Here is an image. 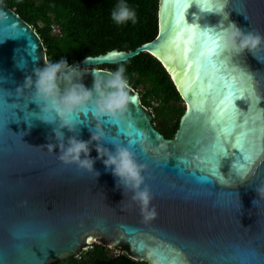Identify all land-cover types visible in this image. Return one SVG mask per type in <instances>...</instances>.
Instances as JSON below:
<instances>
[{
    "label": "water",
    "instance_id": "1",
    "mask_svg": "<svg viewBox=\"0 0 264 264\" xmlns=\"http://www.w3.org/2000/svg\"><path fill=\"white\" fill-rule=\"evenodd\" d=\"M217 6H221L218 11ZM223 17L228 20L223 21ZM222 21L224 27L234 22L245 31L264 35V0H160L158 34L153 40L133 50L115 48L71 63L77 70L74 81L91 88L93 70L108 71L101 66L149 52L162 62L186 104L174 138H166L152 125L149 110L132 86L129 95L135 97V103L131 100L127 121H97L91 112L77 117L82 121L77 126L80 139L89 140L90 129L100 123L110 140L129 145L138 162L146 165L145 183L158 214L144 222L138 204L131 200V191L124 195L123 188L116 186L118 178L100 160L94 165L100 173L95 178V173L63 164L58 159V147L49 151L47 145L57 143L55 125L40 119L37 103L16 92L35 68L48 62L46 48L33 26L0 1V105L17 107L7 127L0 128V257L5 264H29L9 254L18 245L35 254V264H53L96 242L119 251L127 245L132 258L149 264H239L230 258L236 249H255L264 256V199L256 192L257 187L264 186V46L255 56L245 51L217 57L224 61L223 70L217 69L219 75L237 87H254L257 93L250 112L254 122L250 120L246 128L231 135L223 132L217 114L220 97L214 99L213 93L223 84L211 78V69L207 79L193 80L186 91L183 78L178 80L165 60L169 41L183 31V26L212 35L207 28L219 31ZM4 30L8 34H3ZM81 69L88 71L82 77ZM176 71L185 69L178 63ZM234 103L241 112L249 111L246 97ZM129 123L143 133L142 139L129 135ZM62 131L66 139L73 135L66 128ZM240 131L256 143L246 180L238 177L234 167L237 160L246 163L243 153L235 149ZM129 140L136 143L129 144ZM218 140L227 149V156L220 157L213 173L205 160ZM104 146L115 150L111 142L105 141ZM96 156L93 144L91 157ZM202 175L208 179H200ZM21 233L23 236L18 235ZM40 233H46V238L38 239Z\"/></svg>",
    "mask_w": 264,
    "mask_h": 264
},
{
    "label": "clouds",
    "instance_id": "2",
    "mask_svg": "<svg viewBox=\"0 0 264 264\" xmlns=\"http://www.w3.org/2000/svg\"><path fill=\"white\" fill-rule=\"evenodd\" d=\"M225 19L228 20L223 17V21ZM111 20L116 25H124L129 21L136 24L137 13L129 6L127 0H117L111 11ZM223 21L221 30H207L218 36L224 53L239 55L248 51L255 56L256 51L264 46V35L261 33L245 31L234 22L224 27ZM87 62L88 58L85 63ZM76 72L67 59L48 61L43 67L35 68L16 92L26 96L29 102L37 103L41 108L40 119L55 125L53 131L57 143H50L47 147L49 151L59 148L58 159L63 164H74L78 169L95 173L96 178L100 173L95 170L94 165L100 160L105 169L118 178L117 188H123L124 195L126 191H131V200L138 204L144 222L154 220L158 213L152 205L154 197L151 189L145 183L146 165L138 162L135 151L129 145L117 144L110 140L100 123L95 125L94 130L90 129L89 140L79 138L77 126L82 121L77 117L80 113L91 112L97 121L103 118H110L114 122L127 121L132 97L129 95L130 83L125 66L119 64L115 70L108 71L93 70L91 88L82 82L74 81ZM87 72L81 69V77ZM65 128L73 133L67 139L62 131ZM105 141L111 142L115 150L105 147ZM139 143L143 145L144 141ZM93 144L97 152L95 158L91 157ZM247 178V175L242 177L245 180ZM256 192L259 198L264 199V186L257 187ZM256 203L257 199L253 201L254 206Z\"/></svg>",
    "mask_w": 264,
    "mask_h": 264
},
{
    "label": "trees",
    "instance_id": "3",
    "mask_svg": "<svg viewBox=\"0 0 264 264\" xmlns=\"http://www.w3.org/2000/svg\"><path fill=\"white\" fill-rule=\"evenodd\" d=\"M0 1L19 13L38 32L48 61L64 58L71 64L88 55L103 54L115 48L129 51L153 40L158 34L160 0H127L137 13V23L129 21L124 25H116L111 20V11L117 0ZM119 64L125 66L130 86L139 91L147 108L161 107L160 114L177 115L175 130L184 104L162 62L144 51L125 62L101 68L115 70ZM53 264L149 263L132 258L127 245L119 251L96 242L87 245L77 255Z\"/></svg>",
    "mask_w": 264,
    "mask_h": 264
},
{
    "label": "snow or ice",
    "instance_id": "4",
    "mask_svg": "<svg viewBox=\"0 0 264 264\" xmlns=\"http://www.w3.org/2000/svg\"><path fill=\"white\" fill-rule=\"evenodd\" d=\"M200 7H207L206 5H199ZM178 8L186 7V5H177ZM217 6V11L219 10ZM179 18V13H177ZM182 19V18H181ZM3 34H8L7 30H4ZM171 45L167 55L165 56L166 62L173 69V74L176 75L178 80H181L182 87L187 91L191 86L193 80L201 82L209 77V70L211 69L213 80L222 82L223 87H217L213 93V98L219 96V110L218 116L221 119L222 130L225 134L231 135L240 129L246 128L250 120L254 122V118L250 115L256 105L257 93L254 87L242 88L237 87L234 83L229 82L228 78L224 75H219L217 69L223 70L224 61L218 60L222 53H224L222 44L216 34L208 35L207 32L197 33L196 30L183 26V31H178L177 34L169 41ZM231 55V53H227ZM179 65L185 69L183 72H177L176 66ZM244 73H241V77ZM251 80V77H247ZM209 88L212 85L209 84ZM203 88L200 89V94H203ZM247 98L250 101V108L247 113L241 112L236 106L234 101L239 98ZM133 103H135V97H132ZM3 108L0 111V128L7 127V124L11 118L15 117L13 109L17 107L13 104L0 105ZM27 116L33 115V113H26ZM123 128V125L121 126ZM130 130L129 135H138L143 138V133L140 132L132 123L127 125ZM248 133L240 131L239 135L235 138V149H239L243 153V159L246 163H241L237 160L235 171L238 177L241 179L247 174V167L254 162L256 155V143L254 139L247 138ZM115 143L117 141H114ZM129 144L136 143L134 140H129ZM139 152L143 153L144 149L139 148ZM227 156V149L224 145L217 141L213 146L211 154L206 158L205 163L212 165L210 171L216 172V165L220 163V157ZM200 179H208L206 176H201ZM23 236V234H18ZM38 239L46 238V233H40ZM195 254L196 250L193 249ZM10 255L16 254L21 261H28L29 264H35V254L25 248L23 245H18L14 249L10 250ZM201 255H209V253L201 252ZM216 258V257H214ZM223 259L222 256L218 257ZM233 260H238L239 264H264V256L257 253L255 249H236L235 255L230 257ZM0 264H5L4 258L0 257Z\"/></svg>",
    "mask_w": 264,
    "mask_h": 264
},
{
    "label": "flooded vegetation",
    "instance_id": "5",
    "mask_svg": "<svg viewBox=\"0 0 264 264\" xmlns=\"http://www.w3.org/2000/svg\"><path fill=\"white\" fill-rule=\"evenodd\" d=\"M105 69L110 70L109 68H105ZM183 104H184V110H183L182 114L180 115V119H181L182 115L184 114L185 108H186V104H185L184 100H183ZM160 108L161 107L147 108L150 112V115H151L152 125L158 131H160L166 138H174L175 133L179 128L180 120L178 123V127L174 130L177 115L173 114L172 117H168V116L165 117L162 114H160Z\"/></svg>",
    "mask_w": 264,
    "mask_h": 264
},
{
    "label": "rangeland",
    "instance_id": "6",
    "mask_svg": "<svg viewBox=\"0 0 264 264\" xmlns=\"http://www.w3.org/2000/svg\"><path fill=\"white\" fill-rule=\"evenodd\" d=\"M101 67H102V66H101ZM140 89H141V87H140ZM181 105H182V103H181ZM162 115L166 116V115H168V114H167V112H166V113H162ZM172 116H173L172 113L168 115V117H172Z\"/></svg>",
    "mask_w": 264,
    "mask_h": 264
}]
</instances>
